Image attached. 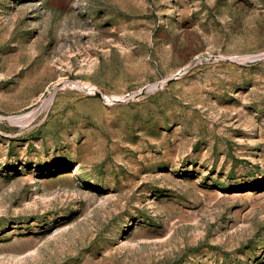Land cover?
Wrapping results in <instances>:
<instances>
[{
    "label": "rangeland",
    "instance_id": "obj_1",
    "mask_svg": "<svg viewBox=\"0 0 264 264\" xmlns=\"http://www.w3.org/2000/svg\"><path fill=\"white\" fill-rule=\"evenodd\" d=\"M0 264H264V0H0Z\"/></svg>",
    "mask_w": 264,
    "mask_h": 264
}]
</instances>
